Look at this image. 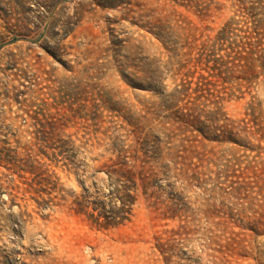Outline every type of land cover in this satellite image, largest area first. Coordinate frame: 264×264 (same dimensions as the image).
<instances>
[{
    "label": "rangeland",
    "instance_id": "rangeland-1",
    "mask_svg": "<svg viewBox=\"0 0 264 264\" xmlns=\"http://www.w3.org/2000/svg\"><path fill=\"white\" fill-rule=\"evenodd\" d=\"M239 1L0 0V264H264V79L209 86L254 136L154 150L171 114L213 110L168 96Z\"/></svg>",
    "mask_w": 264,
    "mask_h": 264
},
{
    "label": "trees",
    "instance_id": "trees-1",
    "mask_svg": "<svg viewBox=\"0 0 264 264\" xmlns=\"http://www.w3.org/2000/svg\"><path fill=\"white\" fill-rule=\"evenodd\" d=\"M239 2L237 17L228 21L213 39L205 41L194 39V45L186 53V64H190L191 68L184 73L182 89L178 90L174 87L168 96L170 97L168 103L170 101L173 103L176 93L186 95L193 86L194 93H201L203 97L204 93L207 94L206 101L212 105L213 110L204 112L196 107L192 109V114L186 115L181 121L182 124L177 126L176 119L171 114L167 121L168 133H165L164 139H157V144L155 143L154 150L158 155L165 151H168L165 156L174 155L173 148L167 147V144L177 137L175 131L186 133L188 128H193L198 136H201V139L195 141L203 146L212 143L234 144L237 143L236 140L240 138V135H247V137L255 135V132L251 130L252 126H249L252 121L232 122L221 116L220 110L216 109L218 103L230 93L223 92L220 96L211 93L209 89L212 85L211 79L216 76L215 71L225 76L224 83H228L235 77L234 71L241 74L237 78L244 82H255L260 77L264 79V0H240ZM255 10H259L257 15L261 16L258 20L251 19L252 11ZM147 24L148 32L162 44L169 39L172 33L171 17L164 16ZM198 112L200 114H197ZM188 117H192V120ZM200 117H204L209 125L200 121ZM128 125L132 127V132L137 137L139 129L134 124L128 123ZM136 147L139 151L141 144L138 142ZM185 151L189 152L190 148H186Z\"/></svg>",
    "mask_w": 264,
    "mask_h": 264
}]
</instances>
